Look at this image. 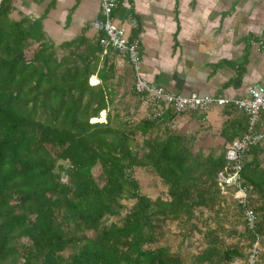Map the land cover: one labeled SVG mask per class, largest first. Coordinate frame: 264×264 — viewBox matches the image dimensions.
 I'll return each mask as SVG.
<instances>
[{
    "label": "trees",
    "instance_id": "16d2710c",
    "mask_svg": "<svg viewBox=\"0 0 264 264\" xmlns=\"http://www.w3.org/2000/svg\"><path fill=\"white\" fill-rule=\"evenodd\" d=\"M13 2L0 1V264H250L247 247L258 239L264 247V141L243 158L245 205L234 184L219 180L233 174L227 150L247 132L248 115L225 105V143L209 153L167 126L171 111L162 121H124L111 113L100 36L55 46L41 18L11 17ZM139 168L160 178L167 198L141 192ZM246 209L257 215L253 229ZM229 214L238 217L230 231ZM172 222L183 229L181 244L203 236L189 262L157 245Z\"/></svg>",
    "mask_w": 264,
    "mask_h": 264
},
{
    "label": "crops",
    "instance_id": "0c3cea01",
    "mask_svg": "<svg viewBox=\"0 0 264 264\" xmlns=\"http://www.w3.org/2000/svg\"><path fill=\"white\" fill-rule=\"evenodd\" d=\"M23 16L41 18L55 46L81 35L91 41L100 36L91 27L100 17L98 0H14L11 17ZM129 17L138 22L136 29L125 24ZM114 18L139 36L147 80L171 93L237 100L247 97L253 84L264 83V0H120ZM104 65L111 69L113 103L137 119L147 108L133 93L130 64L110 54L100 56L99 68ZM226 110L216 106L205 116L183 113L168 122L199 144L209 140L203 149L211 151L225 143L221 130L232 119Z\"/></svg>",
    "mask_w": 264,
    "mask_h": 264
},
{
    "label": "built area",
    "instance_id": "2783aa9c",
    "mask_svg": "<svg viewBox=\"0 0 264 264\" xmlns=\"http://www.w3.org/2000/svg\"><path fill=\"white\" fill-rule=\"evenodd\" d=\"M100 17L92 21L91 27L100 33L101 56L117 54L125 58L133 71L132 89L140 99L153 109V119L162 121L167 110L175 115L183 113L205 114L216 106L234 104L249 117L248 130L243 137L235 140L227 150V159L231 162L232 175L227 176L226 183L235 185L234 197L241 204L247 203V190L243 187L241 170L245 153L254 145L264 141V83L257 82L248 90V96L242 99L230 100L192 94L183 96L174 94L165 88L147 80L142 70L143 52L139 36L131 35L125 25H119L114 18V12L120 0H98ZM131 29L138 27L136 19L129 17L124 21ZM171 128L173 124H167ZM223 175V174H222ZM224 182V181H222ZM245 220L250 229L255 227L257 215L251 209H246ZM259 239L253 243L250 251V264H257L259 259Z\"/></svg>",
    "mask_w": 264,
    "mask_h": 264
},
{
    "label": "rangeland",
    "instance_id": "374dc122",
    "mask_svg": "<svg viewBox=\"0 0 264 264\" xmlns=\"http://www.w3.org/2000/svg\"><path fill=\"white\" fill-rule=\"evenodd\" d=\"M35 46L31 49H29L28 53V58L31 57V51L32 49H34ZM128 106L133 105V103H127ZM146 110L145 112L142 114L138 115V118H135V115L130 112L129 108H127L125 110V108H123L121 105H118L116 103V106H112L111 108V113L112 115H115L117 112L119 113L120 117L123 118L124 121H130L131 123H136L137 121H139L140 119L143 118H147V117H152L153 118V111L151 112L152 107H150L149 105L147 106L146 104ZM124 109V110H123ZM129 110V111H128ZM137 117V116H136ZM164 127L162 126V131H163ZM173 131L177 132L176 130V126H174L173 128H171ZM138 140L142 141V137L138 136ZM191 142H192V146H193V151H197V150H202L204 151L203 147H205V145H207L210 141L207 140L206 142L203 141L202 143H198L195 141V139L193 140L191 138ZM214 150H219V147H216ZM204 153H209V151H204ZM95 174L98 175V170H95ZM135 177L139 180L140 185H141V192L144 194H147L148 196H150L151 198L155 199L158 196H161L163 198H167V187L165 185H163V183L161 182L160 178L157 177L154 174H151L143 169H136L135 172ZM220 181H224L227 182L228 177L225 176L224 174L220 175L219 177ZM128 205H131V203H127ZM230 204V202H229ZM209 215V212H204V216L207 217ZM227 220L229 222L226 223V228L228 229V231H230V229H232V227L234 226V224L236 223V218L235 216L232 215H227L226 216ZM244 218V217H243ZM115 220V219H113ZM199 221V220H198ZM194 223H197L199 229L204 230L205 227L203 226L202 222H197L194 221ZM234 223V224H233ZM175 222L169 223V226L164 230L165 232H163V236L161 238V240L158 242V246L161 245H170L172 247L173 251L179 252V254H181L182 257H184L187 262H189V259H192V255L195 254L196 251H198L199 249H203L205 247V243H204V239L202 234L196 232V233H192V235L188 238V240H186L185 242H182V238H181V233L183 232V229H180V226H176ZM238 231H243L244 229V225H242L241 222H239L237 224ZM215 224H212V227H214ZM190 228V227H189ZM230 237V236H227ZM238 238L236 237H232V238H228L226 240L227 244H234L237 241ZM251 247H247L246 249V253L248 256H250V250ZM259 253L260 255L263 253L264 254V247L261 244L260 245V249H259ZM66 255L70 254V251H66L65 252ZM248 263L249 262V257H248Z\"/></svg>",
    "mask_w": 264,
    "mask_h": 264
},
{
    "label": "water",
    "instance_id": "95a60500",
    "mask_svg": "<svg viewBox=\"0 0 264 264\" xmlns=\"http://www.w3.org/2000/svg\"><path fill=\"white\" fill-rule=\"evenodd\" d=\"M203 116H205V115H203Z\"/></svg>",
    "mask_w": 264,
    "mask_h": 264
}]
</instances>
